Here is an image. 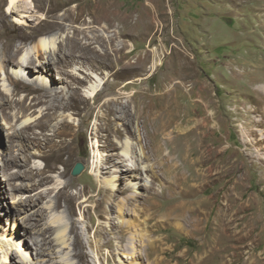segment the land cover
Listing matches in <instances>:
<instances>
[{
  "label": "rangeland",
  "instance_id": "rangeland-1",
  "mask_svg": "<svg viewBox=\"0 0 264 264\" xmlns=\"http://www.w3.org/2000/svg\"><path fill=\"white\" fill-rule=\"evenodd\" d=\"M74 4L83 7L91 4L96 11L95 17L105 18L95 22L99 28L97 34L104 40L85 44L87 40L84 39L83 44H74L68 38L59 45L61 51L58 55L62 59L68 56L70 48L82 50L77 53L79 59L72 64L66 61L52 69L60 87H66L61 96L67 95L70 89L76 98V103L70 101L67 108L61 109L51 108L50 102L40 103L32 109H21L18 101L24 100L30 107L36 94L30 91L31 85L27 89L16 87L9 73L12 68L17 69L18 60L31 48L30 41L25 42L22 35L51 31L49 24L57 22L62 13L53 11L48 0H24L20 2V10L27 7L32 13H29L28 23L18 25L13 15L7 14V7L4 8L7 27L5 31L0 28V48L3 37L17 36L14 48L18 55L14 65L8 63L5 69H0V90L12 102L0 106V191H3L0 197L9 195L7 200L14 207V201L42 193L43 200L37 202L38 205L29 206L17 216L23 219L31 215L35 218L31 220L33 222L38 219L37 227L30 220L26 221L30 231L33 230L29 234L30 241L38 236L42 239L41 233L45 232L48 244L43 248L52 256L39 255L34 259L31 251H25L19 245L21 250L10 247L7 263H4L1 252L0 264H79L73 247L75 236L70 232L73 222L79 224L86 252L93 264H105L111 249L104 242L111 240L114 246L120 245L115 233L119 229H112L119 221V202L132 194L126 186L129 180L113 182L116 174L120 176L121 168L110 162L122 159L128 166L136 162L134 158H121V150L115 142L125 138L127 129L122 107H130L133 112L135 105L139 108L137 98L133 101L128 98L132 92L149 94L146 96L150 98L173 85L177 87L171 90L172 104L181 106L180 116L186 114V120H192V124L176 129L181 119L174 111L173 124L168 127L171 136L168 139L163 137L164 141L153 137V144L160 146V156L165 157L170 149L171 159L179 162L181 185L172 177L170 165L161 167L158 155L148 150L146 132L153 134L155 127L151 121L148 120L147 127L140 126L142 139L128 134L134 142V155L139 159L137 164L144 170V187L128 204V213L122 214L126 220L140 219L127 236L136 234L134 238L140 251L145 243L157 240L158 253L154 264L159 260H163V264H264V92L259 89L264 85V0H75L69 7ZM41 14L47 19L42 20ZM64 21L69 22V19ZM80 23L75 24L81 26ZM105 24L110 27L104 34L102 27ZM160 25L165 28L156 32ZM118 26L124 28L121 35H117ZM75 36L83 38L78 30ZM86 37L89 40V36ZM153 47L157 50L154 51ZM56 49L58 52V46ZM55 51L48 56L55 57ZM155 52L163 59V65L152 69ZM82 53L84 55L80 56ZM2 57L0 54V60ZM11 66L8 72L7 68ZM73 66L81 68L82 78L87 77L88 71L98 72L101 77L109 75L96 98L83 100L94 79H87L83 87L73 81L67 88L71 79L65 71ZM187 74L192 77L183 83ZM136 76L142 80L128 84ZM203 88L205 91L201 94ZM181 94H185V98H180ZM199 96L207 103L206 109L192 103L191 99L197 100ZM205 112L210 119L204 128L200 124ZM115 116L119 117L116 119ZM42 118L51 121L49 128L36 125ZM34 132L46 134L54 143L47 140L40 147L32 145ZM13 134L15 137L11 143L9 135ZM64 142L72 151V157L65 165L52 158L60 153L59 144ZM11 146L16 160L8 171L12 174L8 184L5 181L8 175L2 166L12 158ZM26 155L29 157L28 167L51 176L49 182L33 187V181L25 176H13L27 173L23 165ZM165 159L168 162V158ZM78 163L85 168L80 175L74 176L72 172ZM50 164H56L57 169H50ZM97 166V171L92 174L93 167ZM65 169L68 170L67 176L62 175ZM105 180L119 183L122 189L116 196H108L114 202L112 209L109 203L102 204L108 214L96 210L100 204L98 193L105 188ZM22 183L28 184V189L14 192L16 200L12 199L9 189ZM174 185H179L176 191ZM193 185L197 188L196 193L188 195L186 192ZM181 190L185 194L181 195ZM63 192L75 197V214H70L65 198L58 204L57 197ZM91 196L94 199L84 206L94 217V225L82 220L83 213L79 208V204ZM155 212L158 223L153 221L146 226L144 221ZM187 219L201 222L200 230L187 225ZM99 224L107 233V237L100 241L94 238ZM59 226L65 229L68 241L63 248L57 247L55 241ZM23 227L22 224L21 234L24 233ZM218 230L223 234L222 251L214 256V237ZM96 244L103 246V258L98 254ZM128 260L118 254L113 264H130L131 259ZM134 264H151V261L144 258Z\"/></svg>",
  "mask_w": 264,
  "mask_h": 264
},
{
  "label": "bare ground",
  "instance_id": "bare-ground-1",
  "mask_svg": "<svg viewBox=\"0 0 264 264\" xmlns=\"http://www.w3.org/2000/svg\"><path fill=\"white\" fill-rule=\"evenodd\" d=\"M24 0H0V28L2 31H5L7 27V21H6V14L4 13V8L7 7V14L13 15L14 22L18 25H24L29 22L28 17L29 13H32L31 10H29L27 7H22L20 10V2ZM25 1H31V0H25ZM34 1V0H32ZM52 7L53 11L55 12H61L60 19L57 18V22L51 21L49 28L52 29L51 31L48 32H41L37 33L34 35H22V38L25 42H29L30 44V50L27 53L26 56H23L20 58L17 62V69H13L12 66L7 68L8 72L12 68L11 74L9 73V78L11 81L16 85V87H22L24 89H27L28 85H31V90L33 93L36 95L34 96L30 107L27 106L26 102L24 100H19L18 105L21 107V109H32L36 108L40 103L43 102H50L51 108L53 109H61V108H67L69 106V102L73 101L76 103V98L72 93L69 92V88L72 85V82L75 81V83L78 86H84L85 82L87 79L90 78L92 81L94 79V83H92L85 91V97H83V100L87 101L89 98H96L97 95L104 89V86L106 84V80L109 77L108 74H106L105 77H101L98 72L94 71H88L87 72V77L82 78L80 75V72H82L81 68L77 66H73L72 68H69L65 73L68 75V78L71 79L70 82H68L67 88L68 94L61 96V93H63L66 89L63 88L62 86L60 87V83H58V80H56V77L52 71L54 67H58L61 65L62 62L69 61V63H73L76 61V59H79V56L77 53H80L82 50H80L77 47L70 48L67 52V55L65 58H61L58 53L59 50L61 51V45L63 42H65L68 38H71V42L74 44H83V40L86 39L87 41L85 44L89 42L92 43L94 40H104V37L97 34L99 28L95 24L96 20H102L105 18H97L95 17V9L93 6L90 4L89 7L85 6L83 7L82 4H74V6H70L69 4L75 0H48ZM84 3V2H83ZM42 20H46L47 17L45 14L40 15ZM69 19V22H65L64 19ZM79 21H81V26H77ZM107 27L109 28V24H105L103 28V33L107 32ZM72 28L74 31H72ZM165 26L160 25L158 28H156V32H159L163 30ZM78 30L79 34H83V38H79L75 36V32ZM118 33L117 35H121L123 32L124 28L121 26H118ZM64 32V33H61ZM72 34V35H71ZM143 34V33H142ZM148 34V33H146ZM20 35V34H19ZM18 35V36H19ZM86 36H89V40L87 39ZM108 37H110L108 35ZM118 37V36H117ZM122 37V36H121ZM17 38H11L7 39L5 37L2 38V49L0 48V54L3 56L2 59L0 60V69H5L6 65L8 63H13L15 64V59L16 56L18 55V50H15L14 48V41ZM154 39H152L153 41ZM151 41V42H152ZM56 46H58V52L55 51ZM134 46V45H133ZM57 50V49H56ZM133 49L129 50L131 52ZM153 50H157L156 48L153 47ZM55 51V57L51 58L48 56V54L52 53ZM158 52L154 53V58L152 62V69L157 68L161 65H163V59L160 58L157 55ZM84 54L82 53L80 56H83ZM52 56V55H51ZM139 62V61H138ZM6 63V64H4ZM36 73L40 74L39 76H36ZM108 75V77H107ZM191 74H187L186 76L183 77L182 82L184 83L185 81L189 80L191 78ZM82 78V79H81ZM166 79L168 81H172V78L169 76H166ZM142 78L136 76L134 80L129 81L128 84H132L137 81H141ZM177 85H173L172 87L169 86V90L164 91L161 94H157L155 96H152L148 98L145 94L143 95L140 94V92H132L131 94L128 95V98L133 101L134 98H137L139 100V108L137 105H135L134 110L130 111V107H122L123 109V114L125 115L124 120H126L125 124L127 125V129L125 131V138L121 141L116 139V145L117 147L121 150V158H134L136 159L135 164L128 166L127 164H123L124 160H116L110 163L112 166L121 168L119 171L121 174H116L113 182H121L124 179L129 180V183L126 185L130 191H132V194H130L125 200L119 202V221L115 224V227L112 229H119V231L115 232L120 240V245L118 247L114 246L111 240H106L104 242V245L109 247L111 250L109 252V255L106 256L105 258V264H113V260L119 255H121L123 258L131 259L130 264L137 263L138 260L142 259H147L151 261V264H154V258L156 254L158 253L156 245H157V240L148 242L144 244L143 250H139L137 240L134 238V235L136 234H131V237H128L127 235L129 234V231L132 230V226L134 227L137 225V221L140 222L139 218H136L135 220H126L122 218V214L128 213V204L130 203L133 198H137L140 194L141 189L144 187L143 184V176H144V170L139 167L137 164L139 162L138 156L134 155L136 154V149L134 146V142H132L128 137V134H134L136 135L139 139H142V135L140 132V126H148V120L151 121L155 127L153 134L146 132L149 146L148 150L149 152H153L154 155H158V158L160 160L158 161V164L161 167H165L166 165H170L171 172H172V177L176 178V184L181 185V173H179L180 170V165L179 162L176 161L174 158L171 159V151L168 149V153H166L165 157L160 156V146L158 144H153V137L154 138H162L164 141L165 139H168L172 132H169L168 127L173 124V119L172 115L174 111L176 112V115L180 117L181 119V124H179L176 129H179L181 125L185 124H192V120H186L187 115L185 114L184 116H180L179 111L182 110L181 106H177L175 103L172 104V98H171V90L173 88H176ZM61 88V89H60ZM81 88V87H80ZM259 89L264 92V85L259 86ZM62 90V91H61ZM43 91V93H41ZM189 96H191V90H189ZM204 88L200 90V93H204ZM39 92V94H37ZM70 93V94H69ZM184 93V91H183ZM180 98H185V94H181L179 96ZM199 96L197 100H192L193 104H199L203 109H206V102L202 100V97ZM7 98V99H5ZM88 98V99H87ZM111 100V99H110ZM3 101V102H2ZM12 104V102L9 100V97L0 90V106L4 104ZM115 106V105H114ZM131 106V105H129ZM92 109V108H91ZM121 109V108H120ZM122 112V111H121ZM206 114H203L202 122L200 124L201 127H206L207 126V121L210 119L208 117L207 112ZM5 114V112H4ZM116 114H119L118 107H116ZM179 114V115H178ZM136 115V116H135ZM135 116V119H132V117ZM168 116H170L168 118ZM119 116H115L117 119ZM182 119L184 121L182 122ZM161 120V123L159 122ZM4 123V122H3ZM160 123V125H156ZM37 126L45 128H49L51 126V121L50 120H44L43 118L37 121ZM127 133V134H126ZM42 138H41V137ZM15 137V134L12 136L9 135V142H13ZM165 137V139L163 138ZM49 141L54 143L52 141V138L48 137L46 134L41 133H33L32 141L31 144L34 146H42L43 141ZM56 144V142H55ZM60 146V153L57 155H53L52 158L56 162H60L62 164L68 163L70 158L72 157V151L67 142H64L62 145L59 144ZM12 146L10 147V152L12 154ZM165 158H168V162L166 161ZM15 160L16 157L12 154V158L9 161H5L3 163L2 169L8 175L5 179V181L10 184L11 179H12V174L8 173L9 169L11 166L15 165ZM28 161L29 157L26 155V161L25 164H23L27 170V173L23 175L22 173H15L13 176H25V178H28L29 180L33 181V187H39L44 183H47L51 180V176L45 175V173L40 170V169H33L28 167ZM21 165V166H23ZM50 169H57L56 164H50ZM98 169L97 167H93L92 169V174H94ZM159 167L156 168V174H158ZM63 176L68 175V170L65 169V171L62 172ZM105 188L100 189L98 195L100 196L99 198V203L96 206V210L99 212H104L108 214L107 208L103 206L102 204H107L109 203V207L112 209L114 206V202L111 201V198L108 196H116L117 193H119L122 189H120V184L119 183H112V180H105L103 181ZM28 184H20L19 186H13L12 188L9 189L11 193V198L15 199L16 196H14V192H22L23 190L28 189ZM179 188V185H174V190L176 191ZM196 186L193 185L191 188H189V191L186 193L188 195H192L196 193ZM185 192L181 190L180 194L183 195ZM3 194V191H0V195ZM155 193H153V196H155ZM8 196L9 195H2L0 197V253L2 252L4 255L3 260L5 261L4 263H7L8 255L10 253V249L17 247V250H21L19 245H22L23 249L25 251H31V254L34 259H37V256L39 255H49L52 256V253L48 252L46 253L44 251V246L48 244L47 238H46V233L42 232V239L38 237L32 238L30 241V233L33 232V230L30 231V227L27 225V220H34L35 218H32L31 215H29L26 218L20 219L17 215L23 213L29 206H35L38 205L37 202H40L43 200V195L41 192L36 193L35 196H30L27 197L26 199H19L14 201V207L11 206L10 201H8ZM13 196V197H12ZM20 196V195H19ZM66 199L67 201V207L70 212V214H75L73 212L74 210V200L75 197L71 196L68 194V192H63L60 193L59 196L57 197V202L58 204L62 201V199ZM90 199H94V196H91L90 198L84 199L80 204L79 208H81L83 216L82 220H88L91 225H94V217L88 213V210L84 206L89 202ZM157 208V206H154ZM104 208V209H103ZM103 209V210H102ZM43 210V209H42ZM157 212H155L154 215L150 216V218L146 219L144 221V224L146 226H149L151 222L156 221L158 223V218L156 215ZM15 216V217H13ZM84 217V218H83ZM6 219V222L4 224V220ZM3 220V221H2ZM96 220V219H95ZM122 220V221H120ZM13 221V222H12ZM32 225L37 227L39 225L38 219L35 220V222L31 221ZM201 222H192L190 219H187L186 224L193 227L196 230L199 229V224ZM4 224V226H3ZM23 224V230L24 233L21 234V225ZM13 226L11 227H6V226ZM181 226L180 224H178ZM52 226V224H51ZM4 230V231H3ZM56 230L59 231L58 237L56 236V245L59 248L66 247L67 240H66V235H65V229L63 226H59ZM2 231L4 233H2ZM70 232L74 234L75 240L73 243L74 251L76 257L78 256L80 262L79 264H93L92 260L90 259V254L86 252V245L84 243V238L83 234L81 232V229L79 227L78 222H73L71 224V229ZM37 233V232H36ZM133 236V237H132ZM107 237V233L105 232L104 228H102L101 224H99L95 228V237L99 239H103ZM223 234L222 231L218 230L215 233L214 237V256L216 254H220L222 251V239ZM95 239V240H96ZM31 242V243H30ZM133 242L134 244H131ZM211 245V243H209ZM208 245V246H209ZM11 247V248H10ZM95 248L102 256L103 258V246L100 245H95ZM131 250V251H130ZM212 250V249H211ZM122 252V253H121ZM19 253H22L21 251ZM54 254V253H53ZM35 255V256H34ZM131 256V257H130ZM208 260V258H206ZM102 260V259H101ZM16 262V261H15ZM20 263V261L17 260V263ZM163 260H159L158 264H163Z\"/></svg>",
  "mask_w": 264,
  "mask_h": 264
},
{
  "label": "water",
  "instance_id": "water-1",
  "mask_svg": "<svg viewBox=\"0 0 264 264\" xmlns=\"http://www.w3.org/2000/svg\"><path fill=\"white\" fill-rule=\"evenodd\" d=\"M84 165L82 164V163H78L75 167H74V169H73V172H72V174L74 175V176H78V175H80L83 171H84Z\"/></svg>",
  "mask_w": 264,
  "mask_h": 264
}]
</instances>
